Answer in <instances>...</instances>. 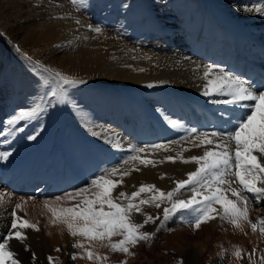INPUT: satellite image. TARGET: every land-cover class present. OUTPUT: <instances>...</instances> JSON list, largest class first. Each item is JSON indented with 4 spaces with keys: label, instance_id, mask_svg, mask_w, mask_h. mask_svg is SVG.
<instances>
[{
    "label": "bare ground",
    "instance_id": "obj_1",
    "mask_svg": "<svg viewBox=\"0 0 264 264\" xmlns=\"http://www.w3.org/2000/svg\"><path fill=\"white\" fill-rule=\"evenodd\" d=\"M101 1L93 12L95 16L85 20L63 7L65 0H0V39L6 44L5 49H0V72L12 76L0 81V89L6 86L8 90L0 96V111L9 109L14 116L20 110H30L38 101L47 103L56 99L47 95L55 87L54 78L53 83L46 82L48 72L34 75V72L25 70L22 63L10 66V61L5 59V56L10 57V46L36 48L38 54L44 48L43 55L49 64L57 69L63 68L66 77L80 81L75 85H63L65 102L47 104L46 111L42 112V116H53L60 121L50 138L45 139L42 152L51 160L57 156L63 158L56 163L61 162L70 171L60 174V167L53 165L49 183L65 184L67 180L62 178L72 177L89 162L107 161L111 150L125 148L136 155L135 149L145 148L148 152L140 153L141 158L153 160L155 166L145 167L139 160L124 164L121 170L129 174L123 176L112 196L117 197L121 191L131 195L142 184L155 185L163 192L171 191L176 181L186 180L188 173L195 171L196 165L179 160L173 163L166 158H175L177 153L184 158L203 154V147H193L189 143L194 137H190L188 130L196 128L198 132H211L225 129L213 118V112L225 106L209 104L208 98L200 95L205 83L202 79L204 66L211 64L212 59H219L221 66H215L219 70L224 71L222 66L232 62L251 64L264 72V16L252 11L264 5V0H109L111 9L107 11H103L106 0ZM120 1L121 6L117 5ZM113 7L121 12L110 14ZM132 10L137 14L129 19ZM96 28L100 29L99 33ZM120 31L124 39L118 36ZM28 58L35 66L39 65L33 57ZM54 69L50 70L53 72ZM5 81L8 84H4ZM135 99L145 106L146 112L140 114L151 115L156 121L155 126L144 124L142 116L138 119L136 114L139 113L131 108L136 105ZM112 103H122L124 108L130 105L126 108L129 113L125 115L107 109ZM169 120L180 123L173 127ZM135 123L141 127L137 133L132 129ZM155 144L164 145L169 150L150 149ZM75 159L79 160L78 164ZM109 162L113 163L114 159ZM108 164L106 162L104 166ZM75 166H78L77 170ZM91 176L83 179L90 181ZM115 179L121 177L118 175ZM40 186L38 183L37 187ZM140 198L150 199L151 194L142 193ZM179 198L191 199V190H183ZM120 202L127 201L121 198ZM153 206L141 205L140 213H132V222L142 224L148 215L159 216L162 220L163 208L170 205ZM0 213L5 214L6 210L0 209ZM174 215L171 218L180 223H189L194 216L188 210ZM215 219L217 222L211 227L200 225L195 238L186 229L176 237L167 238L165 244H156V248L161 246L166 260L171 256L167 252L171 251L175 257L185 258L188 264H203L206 254L216 250L207 246L210 236L219 235L217 238L221 244L225 236V240L229 239L228 236L233 241L240 240L242 245L247 244L248 236L241 228L231 230L225 225L220 226L224 220L219 216ZM160 224V220L149 222L140 231L154 233V237ZM40 230L36 237L44 245L45 254L61 256L64 260L67 248L61 246V236H42ZM199 234H204L205 240L191 246V239L198 240ZM86 249L77 248V257L81 256L79 260H64L63 263L94 264V260L87 258ZM150 264L160 262L151 261Z\"/></svg>",
    "mask_w": 264,
    "mask_h": 264
},
{
    "label": "snow or ice",
    "instance_id": "obj_2",
    "mask_svg": "<svg viewBox=\"0 0 264 264\" xmlns=\"http://www.w3.org/2000/svg\"><path fill=\"white\" fill-rule=\"evenodd\" d=\"M72 2L77 4L78 0H72ZM79 3L82 6L83 0H79ZM252 11L264 16V5ZM95 31L99 33L100 29L96 28ZM37 67L40 66L37 65ZM44 71L55 80V87L47 95L56 97V99L48 100L47 103L43 100L38 101L30 110L16 112L6 122L8 136H12L15 131L22 132L23 128L16 129L14 126L20 121L27 122L40 112L46 111L47 104L64 103L66 89L62 87L63 85L80 83L59 72H52L48 69ZM202 79L205 83L200 95L208 98L209 104L225 106L213 112L214 120L225 126V129L198 132L196 128H191L188 130L189 135L194 139H190L189 143L193 147H203V154L184 158L181 153H177L175 158H166L173 163L179 160L184 164L196 165L195 171L188 173L186 180L176 181L175 188L168 192L157 189L155 185L142 184L138 191L131 195L121 191L114 198L113 190L122 183L123 176L129 173L122 172L118 167L103 169L98 176L89 181L88 186L74 193L56 197L54 204L44 202L45 209L51 213L50 223L65 226L72 237L79 236L89 242L107 241L106 246L112 252L125 255H132L129 251L130 247L153 238L154 233L140 231L144 225L149 222L156 223L157 220L163 224L181 210H188L190 215L195 214L191 221L194 229H199L202 223H207L219 216L220 219L226 220L236 228H240L242 222H247L253 232L259 228V232L264 236V219L256 222L250 221L247 207L251 202L248 194H251L257 202L264 200V89H254L250 83L238 76L216 69L211 64L204 66ZM237 112L240 113L239 116L235 115ZM178 123L180 122L169 120L170 126L175 127ZM35 138V136L27 137L29 140ZM150 149L169 150L161 144L151 145ZM188 150L183 149V151ZM135 151L137 154L125 160V164L139 160V163L145 167L155 166L153 160L140 156V153H147L148 149L138 148ZM10 155L11 153L7 151L0 152V160H7ZM118 175L121 177L120 180L114 181L111 178ZM234 182L238 183L237 188L231 187ZM185 189L191 190V199L179 198ZM229 192L234 199L229 198ZM142 193L151 194V198L147 200L140 198ZM121 198H124L127 203H121ZM68 201H76V203L72 206H62V203ZM161 204L170 205L163 208L162 220L159 216L148 215L142 224L132 222V213H140L141 205H154L160 208ZM15 209H21V204H16ZM11 215V229L15 232L9 231L0 242V264H18L14 258L15 254L9 250V243L13 238L21 242L26 239L20 229L39 230L36 224L17 216L15 210ZM116 236L121 239L112 242V238ZM72 247L83 248L84 245L77 242ZM234 255L239 258L241 253L237 250ZM86 256L89 260L95 261L106 259V257L94 256L91 251H88ZM48 259L49 264H52L53 258ZM72 259L75 260L77 257L73 255ZM33 260H35L34 254ZM121 264H126V262L121 261Z\"/></svg>",
    "mask_w": 264,
    "mask_h": 264
},
{
    "label": "rangeland",
    "instance_id": "obj_3",
    "mask_svg": "<svg viewBox=\"0 0 264 264\" xmlns=\"http://www.w3.org/2000/svg\"><path fill=\"white\" fill-rule=\"evenodd\" d=\"M101 2H102L101 0L100 1L99 0H83V5L81 6L79 3V0L77 4H73L72 0H65L63 7L65 8L67 7V10L73 13L75 16L81 17L82 19L86 20V18L88 19V17H90L91 19L95 16L94 11L97 10V8L99 7V3ZM117 5L121 6L122 5L121 1ZM104 8L105 10L103 11H107L109 8L111 9V3L109 2V0H106ZM109 12L110 14H112V13L121 12V10H119L117 7H113V10H110ZM134 12L135 11L132 10L129 13L130 14L128 17L129 19H130V16L132 15L133 16L131 18L132 19L135 18L137 12L135 13ZM92 13L94 15H92ZM122 35L123 33L121 31L118 32V36L120 37V39L121 38L124 39ZM5 45L6 44L3 43V41H1L0 39V49H5ZM43 49L38 54L39 49H36V48H33L32 50V47L28 48L24 46L21 48V47H16V46H10V57L8 58V56H5V59L7 58L6 60L10 61V66L18 65L17 63L19 64L22 63L21 65L25 67V70H27L28 72H34L33 73L34 75L39 76L40 72L44 71L45 68L48 70L55 68L53 72H60V74L65 76L66 72L64 71L63 68L57 69V67L52 66L51 64L48 63L47 60H45V56L43 55V51H44ZM28 56L33 57L35 60H37L36 62H38L39 66L41 65V67L37 68L35 64H33L32 62H29ZM34 56H38L39 58L34 57ZM5 69L7 70V67ZM0 76H2L0 81H4V79L5 78L8 79V77L9 79L12 78V76H10L6 72L5 74L4 72H2ZM50 78L51 76L49 75L47 78V82L53 83L51 82L53 78L51 79ZM4 84H8L7 81H5ZM54 84H55V81H54ZM6 88L7 87L5 86L4 89L2 88L0 89V96L3 93L8 91ZM135 101H136L135 103L136 105H134V107H131V108H133L136 113L137 112L139 113V114H136L138 119H139V116H142L144 119V124L145 122H147L148 125L155 126L154 123H156V121L151 117V115L148 116L146 114H140V113L146 112L145 106L143 105V103L142 102L140 103L139 99L137 100L135 99ZM22 104H24V102ZM129 106L130 105H127L125 107L129 108ZM126 108H124L122 103L121 104L112 103L111 106L108 107L107 109L118 111L121 114L127 115V112L129 113V110H127ZM40 113L35 118H32L28 120L27 122L20 121L14 127L16 129L23 128V131L22 132L15 131L12 136H8L7 128L5 127V125H6L7 120L12 118L13 112L11 113L9 109L8 110L4 109L0 111V127H1L0 133H2L0 134V152L7 151L11 153V155L9 156L7 160H0V209L6 210L5 214L0 213V242L3 241L4 237L7 236L9 231H12L13 233L15 232V230L11 229V219H12L11 214L13 210H15L17 216L21 217L23 220H27L30 223L36 224L37 228L41 229L40 232H42L41 233L42 236L47 235L49 237L54 238L56 235H60L61 238L59 240L62 243L61 246L67 248V252H66L67 255H65V258H64V260H67V261L70 260L71 262H73L76 260V259L75 260L72 259V256L75 255L77 257V253H76L77 248L72 247V245L74 243L80 242L84 245L83 249L88 248L86 249V253L87 251H91L94 253V256L96 254L99 256L100 254V257L105 256L107 258V259H101L102 262L100 260V263L94 260V264H121V261L126 262V264L128 263L129 264H150L151 261H158L160 262V264H188L185 258L177 257V256L175 257V254L172 255L173 252L171 251L167 253H169L172 257L170 256L166 260L162 256L163 251L161 249V246L160 248H156V246L159 244L160 245L165 244V241L167 238L176 237L179 234H182V232H184V230L186 229L190 230V232L193 234L192 236H194L195 238V233L198 229L193 228L192 223H191L192 218L190 219L189 223L187 222L180 223L178 221H174V219H172L171 217H175V215L174 216L172 215L170 219H168L163 224H160L159 230L157 231L156 235L151 240H148L147 242L141 241L143 244L139 242L136 246L130 247L129 251L130 253L133 254L131 256L125 255L119 252H116V253L111 252V250L108 247H106L108 243L107 241L89 242L79 236L72 237L68 233L65 226L53 225L50 223L51 213L47 209H45L44 202L47 201L49 204H54L56 203V199H55L56 197L64 196L66 193H74L78 189L88 186L89 181L84 180L83 178H88L87 176L92 175L91 178L93 179L94 177L98 176L101 170L103 169H110L113 167H118L122 169L125 164L124 161L127 160L130 156L134 155V153L132 150H127L125 148H120V149H116L113 151L111 150V153L109 154V158L107 159V161L103 162L102 159H98L97 161L89 162L87 163L86 168L84 169L81 168L82 170L79 172H76L72 177L62 178V180H65V181L67 180L65 184H58V183L50 184L51 182L49 183L48 177H50V172H51L50 167H53V165H58L60 167L59 170L57 169L59 173L61 172L62 174L64 173L67 174L70 171H68V167L64 166L61 162H59L58 164L56 163L58 162L57 160H62L63 158H59L57 156L56 157L57 159H53L52 158L53 156H52L51 158L53 160H51L49 159L50 157L49 158L47 157L48 156L47 154L45 155L42 152L41 146L43 145V143H45L50 138V135L53 134L52 132L54 128L58 124L60 125L59 123L60 121L56 118H52L53 116L51 118H48L47 115L42 116V112ZM140 128L141 127L139 126V124H136V123L135 125L132 126V129L135 133H137V131H139ZM28 136H35L36 138L34 140H29L27 139ZM47 136L49 138H47ZM112 159H114V162L110 163L109 161H111ZM74 161L76 162V164H78L79 160L75 159ZM106 162L109 163L107 166L109 168L104 166ZM130 162L131 161H129V163ZM74 168H76L77 170L78 166H75ZM111 178L114 181L116 180L115 176ZM27 180L29 181L34 180L35 181L34 183H37V185L38 183L39 185L41 184L40 186L41 188L36 186V188H34L32 191L23 192L24 190L23 189L20 190V187H21L22 182L27 181ZM232 185L235 188L238 187V183L234 182L232 183ZM232 185L231 187L234 188ZM26 188H27V185H26ZM230 195L231 193L229 192L228 193L229 198H233V197H230ZM248 195L251 201L247 206L249 220L252 222H256L259 219H264V202L262 201L257 202L255 198L252 197L251 194H248ZM75 203L76 201H68L66 203H62V206H72ZM16 204H21V209H15ZM217 209H219V205ZM193 215L195 214L193 213ZM212 220L208 221L207 223H202L201 225H207L204 227H211L212 223H214L216 219H212ZM221 225H225V227L230 228L231 230L236 228L232 224L227 222L226 220H224V222H222L220 226ZM240 228H241L240 230H243L245 234H247L248 236L247 240H249L250 242L247 241V244L242 245L240 244V240L233 241L232 239H230L231 237H228V236L227 238L229 239L225 240L226 236L225 237L223 236L224 239L222 240V244H221L219 242V239L217 238L219 237V235H217V237L214 235L210 236L209 240H207V246L208 248L212 247L216 250L212 252L213 255L212 253H209V252L206 254L205 262L208 263L212 261L214 263L216 262L217 264H250V262L252 264H264V236H262L261 233L259 232V228L257 229L256 232H253L249 223L247 222H242ZM20 230L22 234L26 237V239L23 242H21L13 238L10 240V243H9V250L15 254L14 258L18 261V264H49V260L47 258L48 256L50 257L53 256L52 264H64L63 262L65 261L63 260L61 256L56 257L54 255L45 254L44 245L40 243L39 238L36 237L37 231H34L31 228H22ZM141 232H144V231L141 230ZM248 234H250L251 236ZM199 236L200 237L198 238V240L194 238L191 239L190 241L191 246L197 245L202 240H205L204 234H199ZM119 239H121V237H118V236L113 237L112 242H117ZM231 240L233 242H230ZM215 241H218V242H215ZM213 242L215 243V245ZM218 243H220V245ZM250 244L251 245L253 244L255 247L253 245L251 246ZM213 246H215L216 248ZM252 247H254V251H252L253 250ZM151 249H153V251ZM107 250L109 253L107 252ZM237 250H239L241 253V256L239 258H237L234 255V253ZM103 251H104V254H103ZM33 254L35 255V260H33ZM78 257H81V256H78ZM78 257H77V260L80 259ZM205 262L203 264H205ZM190 264H194V263H190Z\"/></svg>",
    "mask_w": 264,
    "mask_h": 264
}]
</instances>
